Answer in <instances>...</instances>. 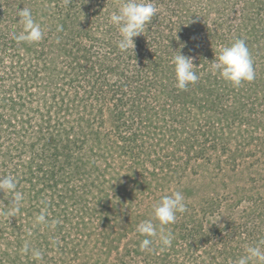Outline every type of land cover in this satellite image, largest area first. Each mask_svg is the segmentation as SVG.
Segmentation results:
<instances>
[{"label":"rangeland","instance_id":"obj_1","mask_svg":"<svg viewBox=\"0 0 264 264\" xmlns=\"http://www.w3.org/2000/svg\"><path fill=\"white\" fill-rule=\"evenodd\" d=\"M22 1L29 3V0H0V11L15 12V7L20 6ZM96 1L37 0V6H32L33 18L41 25V29L45 33L44 38L32 47L43 56V65L38 77L35 78V83L25 87L27 90L36 88L34 93L37 98L47 99L60 90L63 93H70L66 73H69L71 69L73 72L80 69L79 72L83 73L90 64L87 58H84L82 48L100 45L99 43H88L86 39L88 34H92V37L97 38L98 42L108 40L106 33L104 37L98 35V33L104 34L101 30L105 28L106 21L102 20L95 11ZM122 2L123 0H121ZM152 2L157 9V14L153 16L155 18L153 26L156 25L158 29L162 30V36L169 38L167 36L169 8L175 6L178 12H175V15L183 17L187 16L184 8L188 7L192 13L194 9L200 10L206 0H152ZM227 4L232 5L233 10L230 14L231 27L224 40L232 38L236 34L237 26L247 25L248 29L254 25L264 33V26L253 13V9L242 10L243 0H228ZM67 6L74 10L71 13V20H68L64 15ZM40 14L41 16L36 19V16ZM215 18L211 12L207 16L206 25L210 29H214ZM17 26L13 23L3 26L6 39H9L13 33L16 34L18 30H23L22 27ZM94 32L97 33L94 34ZM205 32L202 30L201 34L204 35ZM112 36L115 39L119 38L118 30H114ZM134 38L138 39V37ZM150 38L147 37L146 42H142V47L134 41L133 51L128 50L135 53L137 51L139 56L135 57L132 54L128 57L125 73L128 75L125 80L123 79L122 88L118 89L115 85L116 75L111 74L105 77L107 83L98 90L105 103L103 118L93 120L90 127L86 122H83L82 132L72 129L75 125V120L72 119L69 122L66 121L64 126L59 127L60 129L41 131V134L35 138L34 147L36 149L34 148V150L44 148L42 143L45 139L53 140V143L46 147L45 154L56 153V156L49 162L55 161V179L60 183V188L65 186L69 190L67 192L51 189L50 193L45 194L54 196V199L59 195H77L80 201L77 204L68 202L70 206L72 205L71 210L73 211L66 213L68 221L63 228L54 231L51 229L52 232H48L45 238L42 236L39 239L35 236H33L34 238H24L22 236V249L27 244L29 251L22 250L18 253H22V256L30 255L31 259L29 260L22 258L28 264H93L95 262L154 264L156 261L162 263V257L170 258L174 255L185 257L194 250V247L196 248L194 258H198L200 264H217V259L220 264H236L238 256H229L225 259L223 251L226 245H233L236 252H241V256L245 254V248L250 246L248 243L242 246L236 244L240 235L244 237L249 233L245 232L243 224L235 231H228L226 227L221 226L222 231H228L230 234L235 232V237L218 241L216 236H211L208 237L209 239L203 238L198 245L196 241L186 240L185 242L171 243L170 246L165 247L154 239L150 251L142 250L141 247L138 248V239L136 241L131 232L126 237L115 240L110 249L103 243V231L106 229H102L100 226L99 211L101 209L107 208L109 215L119 217H110V220L114 222L115 229L120 231L124 225L127 228L124 216L127 215L130 220H133L135 216H140L142 219L145 216H150L151 206L155 201L163 195L171 194L173 190H178L177 188L181 186L187 210L177 214L176 222H185L184 228L191 226L189 223L191 212L196 211L203 218L204 226L208 227L215 225L214 221L222 222L225 219L224 209L244 207V204L249 200L259 199L264 194V176H261L264 174V139L256 137L261 132L262 125L253 121V119L260 118V121L264 123V71L261 73L263 81L252 82L247 86L243 82L239 86L229 84L232 87H228V90L234 88L240 90L243 104H236L232 92H226L215 105L216 109L221 108L229 113L236 111V115H238L234 119V128L231 130L230 123L229 131L222 134L224 136L200 130L198 142H196L190 133L179 132L177 136L167 137L166 140H158L159 138L144 140L143 148L139 149L138 144L142 143V140L138 139L136 118L131 115L133 111L131 101L135 84L142 83L145 86L143 89L145 95L153 91L158 84L155 79V85H151V73L145 71L140 65L144 54L149 52L150 56L154 54L155 47L151 46ZM261 62L264 65V60ZM212 81H209L210 86L213 84ZM69 93L65 96L68 97ZM120 98L122 99L120 100ZM95 99L99 100V98ZM70 102L72 103L71 99ZM115 104H117L118 111L115 109ZM120 111L123 112L121 116L118 113ZM221 114L222 111H218L215 115L221 116ZM199 122L200 120L193 124ZM213 122H216L214 124L217 125L219 119L215 118ZM227 124L228 122L225 121L224 125ZM197 126L199 125L197 124ZM65 128L69 130L68 136L71 140L77 134L81 135V139L77 144L70 142L69 149H56L54 144L59 143L65 137L62 134V129ZM95 136L99 138V145L95 146L92 151L88 141ZM43 162L45 161L41 159L38 165L46 166L47 164H43ZM50 165L53 166V164ZM182 186L188 188L189 191H196L194 194H187ZM42 196L40 195V197ZM238 198H240L239 201H233ZM210 202L213 203L210 204ZM104 204H107V207H104ZM194 204L196 205L191 208ZM210 205H213L212 209L206 210V207ZM225 206L227 207L224 208ZM259 208L256 215L260 214L262 220L258 223L257 219L255 225H259L257 230L264 233V209ZM62 214L65 213L62 212ZM206 216L208 217L204 220ZM210 216L213 217L210 218ZM57 218L59 216L56 215ZM115 220H118L120 224ZM247 223L249 224L247 226H254V224L251 225L253 222L250 220ZM51 226L52 223H50ZM79 228H82L81 231L84 232L81 236L77 231ZM52 239L60 242L59 246L53 244L48 247L47 242ZM105 242H110L108 237ZM187 243H191L193 247L190 248ZM32 249L41 252V258L34 262ZM163 253L165 254L162 255ZM15 258H17L16 254L12 256L11 260ZM7 260L10 262L9 259ZM202 261L204 262L202 263ZM251 264H257V262L253 261Z\"/></svg>","mask_w":264,"mask_h":264},{"label":"trees","instance_id":"obj_2","mask_svg":"<svg viewBox=\"0 0 264 264\" xmlns=\"http://www.w3.org/2000/svg\"><path fill=\"white\" fill-rule=\"evenodd\" d=\"M36 1L29 0V3L22 1L20 6L17 5L15 7V12L0 11V177L6 175L13 176L17 181V191L23 195L19 210L13 217L8 218L2 213L5 210H11L12 206L9 204L11 198H7V193L0 194V264H28L22 258L29 260L31 259L30 255L22 256V253H18L23 250L21 244L22 236L24 238H34L33 236L38 239L41 236L45 238L48 232L63 228L66 221H68L66 213L69 211L72 213L73 211L70 204L73 202L77 204L80 201L79 196L72 194L59 195L55 199L54 196L45 194L50 193L51 189L53 191L67 192L69 190L65 186L60 188V183L55 179V161L49 162L50 159L56 156V153L51 155L45 154L46 147L50 146L53 140L51 138L45 139L42 143L44 148L34 150L35 138L41 134V131L46 130L48 132L49 129H60L59 127L64 126L66 121L69 122L72 119L75 120V125L72 129L82 132L83 122H86L90 127L93 120L103 118V106L105 103L98 90L107 83L105 77L111 74L116 75L117 80L115 85L118 89L122 88L123 79L125 80L128 75L125 74L128 57L132 54L135 57L139 56L137 51L136 53L130 51L122 52L117 47L119 38L115 39L112 36V32L117 30V28L110 24L109 13L118 9L121 0H97L95 11L101 16L102 20L106 21L105 28L101 30L104 34L100 35L98 33V35L104 37L106 33L108 40L98 42L97 38H93L92 34H88V38H86L88 43L100 44L99 46L93 47L90 45L88 48H82L83 56L87 58L90 68H85L84 74L79 72L80 69L75 72L71 69L69 73H66L70 93H63L60 90L47 99L37 98L34 93L36 88L27 90L25 87L35 83V78L38 77L40 68L43 65V56L32 48L36 45V42L17 41L13 39V35L9 36V39H6L5 28L3 27L4 25L13 23L16 26L18 25L17 27L23 28L21 18L19 17V10L28 8L32 11V6H37ZM216 1L218 2L206 0V3H204V6L200 10L194 9L192 13L188 7L184 8L185 15L187 16L183 17H177L175 12H178L175 6H171L167 16L169 23L167 36L169 38L162 36V30L158 29L156 25L153 26L155 24L154 17L146 27L144 34L137 36L138 39L134 38V41L142 47V42H146L145 39L151 37V46L154 45L155 47L154 54L151 56L150 52L144 54L142 61L140 60V65L143 66L145 71L151 73V85H155V79L158 83L157 87L153 91L148 92L147 95L143 91L145 86L142 83L135 84V89L132 91L133 97L131 102L133 111L131 115L136 118L138 139L142 140V143L138 144L140 150L144 146V140H155L158 138V140H166L167 137L177 136L179 132H184L190 133L192 139L198 142L197 138L200 130L224 136L222 134H226L229 131L230 123L231 130L234 128V119L238 117L236 111L229 113L221 108L216 109L215 105L226 92H232V95L236 99V104H243V96L239 89L228 90V87H232L229 85L230 82H226L218 74L214 75L209 71L210 60L215 59V53L218 48L216 45H228L237 38L243 39L249 49L255 71V78L250 82L244 81L243 83H246L247 86L252 82L263 79L261 73L264 71V65L261 60H264V33L259 27L254 25H251L247 29V25L244 26L246 24L245 21L244 27L237 26L236 34L232 38L224 40L226 33L231 27L230 14L233 6L227 4L228 0ZM243 1L244 7L242 10L253 9V13L261 20L264 26V0ZM65 8L66 13L64 15L68 20H71L73 8L70 6ZM34 11L36 12L37 10L35 9ZM210 12L216 17L214 29H210L206 25L207 16ZM40 16L41 14L37 15L36 19ZM84 17L88 19L86 16ZM80 27L84 29V27ZM202 30L206 31L204 35L201 34ZM21 32L18 30L16 34L19 35ZM74 40L77 44L75 36ZM181 44L184 45L182 48L180 47ZM178 50L182 54L193 58L194 69L199 76V79L194 84H189L186 90H180L175 86L176 81L171 61ZM211 80H213V84L210 86L209 81ZM67 93H69L68 97L65 96ZM95 98H99V100ZM115 109L118 111L117 104H115ZM218 111H222L221 116L215 115ZM118 113L120 116L123 115L121 111ZM215 118L219 119L217 125L214 124L216 122H213ZM199 120V123L193 124V122ZM225 121L228 122L226 126L224 125ZM253 121L258 125H262L261 132L256 137L264 139V123L260 121V118L253 119ZM62 130V134L65 137L59 143L54 144L56 149H69L70 142L77 144L81 139V135L77 134L71 140L68 136L69 130L67 128ZM88 143L91 147L90 150L93 151L95 146L99 145V138L97 136L95 138L91 137ZM41 159L45 161L43 164H47L46 166L38 165ZM50 164H53V166ZM261 176H264V174ZM63 184L65 185V183ZM177 189L179 191L182 190L181 186ZM183 190L187 194H194L196 191H189L188 188H183ZM40 195L43 196L40 197ZM239 199L233 201L236 202ZM212 203L210 202V204ZM195 205H192L191 208ZM105 206L107 207V204H104ZM212 207L213 205H210L206 207V210L212 209ZM259 207L264 209V194L259 199L249 200L244 204V207H239L238 209L233 207V209L229 210L224 209L225 212H222L225 214V219L222 222L214 221L215 225L205 227L203 218L196 211H190L191 218L189 223L191 226L184 228L185 222L178 221L165 225L164 228L172 233V244L187 240L196 241L198 245L202 242L203 238L209 239L208 237L211 236H216L218 241L235 237V232L230 234L228 231H235L243 224L245 225V232L249 233L244 237L240 235L236 244L242 246L248 243L253 246L258 245L264 249V243H262L264 242V233L257 230L259 225H255L257 219L258 223L262 220L260 214L256 215L258 213L257 209L260 210ZM107 210L106 208L99 211L100 226L102 229H106L103 231L102 238L107 248L110 249L115 240L126 237L130 232L136 238V241L138 239L139 248L141 240L145 237L136 232V227L140 222L152 219V215L145 216L143 219L140 216H135L133 220H130L126 215L124 217H126L125 223L128 229L124 225L122 230L117 231L110 217H119L117 215H109ZM62 212L65 214H62ZM41 213L45 214V221L43 223L37 222L36 219ZM56 215L59 218L56 219ZM181 217L184 219L183 216ZM212 217L210 216V218ZM248 220L253 222L251 224H254L253 227L247 226L249 225L247 223ZM115 222L120 224L118 220H115ZM50 223L54 224V227H50ZM153 223L156 224L159 231V223L155 220H153ZM221 226L226 227L228 231H222ZM81 230L82 228L77 230L80 236L84 233ZM107 237L110 244L105 242ZM47 244L48 247L53 244L59 246L60 242L52 239ZM187 244L190 248L193 247L191 243ZM195 249L194 247V250L185 257L175 255L170 258L162 257V263L156 261L154 264H200L198 258H194ZM223 253L225 259L229 256L241 257V252H236L233 245H226ZM14 254L17 255V258L11 260ZM217 260V264H220L219 259ZM93 264H103V262H95Z\"/></svg>","mask_w":264,"mask_h":264},{"label":"clouds","instance_id":"obj_3","mask_svg":"<svg viewBox=\"0 0 264 264\" xmlns=\"http://www.w3.org/2000/svg\"><path fill=\"white\" fill-rule=\"evenodd\" d=\"M157 9L152 0H123L118 9L111 12L109 22L115 26L119 33L117 47L122 52L129 49L133 51L134 37L144 34L146 27L151 22ZM19 17L23 25L22 32L17 35L13 33V39L25 42H39L44 38L45 33L41 25L37 23L28 8L19 10ZM177 39H179L177 37ZM184 45L181 44L182 48ZM209 71L212 74H218L226 82L233 86H239L244 81H252L255 78L253 61L249 49L243 39L237 38L228 45H221L217 48L215 59L210 60ZM173 70L175 75V86L180 90H186L189 84H194L199 76L194 69L193 58L181 53L172 57ZM7 193V198H11V210H5L2 214L8 218L13 217L19 210L23 200V195L17 191V181L11 175L0 177V194ZM152 219L140 222L136 227V232L145 237L140 242L142 250L150 251V246L154 239L162 246H170L172 243V233L167 231L164 226L176 222L177 214L187 210L185 196L182 191L173 190L169 195H163L159 200L152 204ZM37 222L45 221V214L37 216ZM153 220L160 225L159 231ZM218 220V219H217ZM54 227V224L52 225ZM264 243V242H262ZM25 252L29 251L28 245H24ZM34 259L41 258V252L32 249ZM245 254L242 255L236 264H250L256 261L257 264H264V249L260 246L250 245L245 248Z\"/></svg>","mask_w":264,"mask_h":264}]
</instances>
